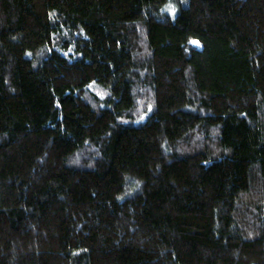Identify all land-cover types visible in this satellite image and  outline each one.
<instances>
[{
    "label": "trees",
    "instance_id": "obj_1",
    "mask_svg": "<svg viewBox=\"0 0 264 264\" xmlns=\"http://www.w3.org/2000/svg\"><path fill=\"white\" fill-rule=\"evenodd\" d=\"M170 1L0 0V264H264V0Z\"/></svg>",
    "mask_w": 264,
    "mask_h": 264
},
{
    "label": "rangeland",
    "instance_id": "obj_2",
    "mask_svg": "<svg viewBox=\"0 0 264 264\" xmlns=\"http://www.w3.org/2000/svg\"><path fill=\"white\" fill-rule=\"evenodd\" d=\"M177 1H179V3L176 2V1H170L169 3L165 4L162 7L161 12L163 14H168L171 17H174L176 12H177V10H178L179 4L185 3L184 2L185 0H177ZM39 196L41 197L42 200H46V198H47V194L44 191H41Z\"/></svg>",
    "mask_w": 264,
    "mask_h": 264
}]
</instances>
